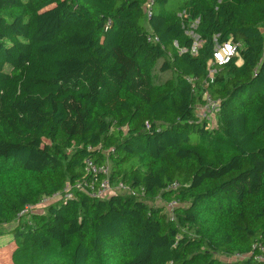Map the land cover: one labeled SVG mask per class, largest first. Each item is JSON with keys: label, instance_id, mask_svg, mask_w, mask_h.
Listing matches in <instances>:
<instances>
[{"label": "trees", "instance_id": "trees-1", "mask_svg": "<svg viewBox=\"0 0 264 264\" xmlns=\"http://www.w3.org/2000/svg\"><path fill=\"white\" fill-rule=\"evenodd\" d=\"M86 158L135 194L79 191ZM15 222L12 264H261L264 0H0V226Z\"/></svg>", "mask_w": 264, "mask_h": 264}, {"label": "built area", "instance_id": "built-area-1", "mask_svg": "<svg viewBox=\"0 0 264 264\" xmlns=\"http://www.w3.org/2000/svg\"><path fill=\"white\" fill-rule=\"evenodd\" d=\"M237 48H238V44L233 41L223 42L215 46L212 53L213 61L207 70L206 78L204 80L205 85L213 82L214 74L216 72V66H220L227 63L237 53ZM207 99H208L207 101H210L208 96ZM84 162H85L86 178L77 184L76 188L79 191H82L88 196L97 199H105L110 195L117 193L114 191V188L110 182L109 165L107 166L98 165L91 158H86ZM118 188L120 190L126 191L127 194H131V195L135 194L134 191H132L128 187H125L123 184H119ZM174 188H177V185H175ZM66 193L67 194L70 193V195L66 196L65 199L72 198L74 196L71 188L69 187V190H65L64 192L55 194L53 197L45 198L42 201V203L38 206L46 204L49 201L60 199L62 194H66ZM65 199L57 200V201L59 202ZM179 205H180L179 201H173L169 204H166V207L168 208L169 211L172 212V210H174V208L178 207ZM35 208L29 206L26 207V209L22 212L21 216H26L27 213L32 212V210ZM255 260L261 264H264V246L259 247V253L256 256Z\"/></svg>", "mask_w": 264, "mask_h": 264}, {"label": "rangeland", "instance_id": "rangeland-1", "mask_svg": "<svg viewBox=\"0 0 264 264\" xmlns=\"http://www.w3.org/2000/svg\"><path fill=\"white\" fill-rule=\"evenodd\" d=\"M196 25H197V21L191 22L190 26L187 28V33L191 35V37L194 40L193 48H192L193 53H196L197 48L200 47L201 45V40L195 32ZM196 108H197V114H196L197 117L199 118V120L204 121L208 128L214 129L220 125L219 120H218V115H217V103L215 101L213 100L207 101L202 106L200 104H197ZM113 188L115 192H119L123 194L127 193L126 191L120 190L118 186H113ZM66 190H69V187H67ZM69 195L70 193L62 194L60 199H57V200L65 199V197ZM57 200L49 201L46 204L38 206L37 208L33 209L32 212L46 213L49 205H51L54 202L55 203L58 202ZM156 205L165 206V204L161 200H158ZM166 212H168V214L171 215V211H169L167 207H166ZM26 219L27 218L25 217L24 220ZM19 224L20 222H15L11 225H1L0 226V233L2 234V236L0 237V264H12L11 252L13 249H11V247L8 246V244L12 242V239H13V235L10 234V232L14 228H16Z\"/></svg>", "mask_w": 264, "mask_h": 264}]
</instances>
